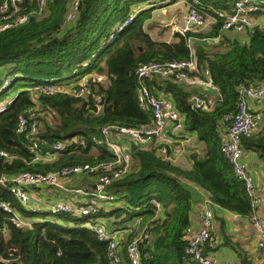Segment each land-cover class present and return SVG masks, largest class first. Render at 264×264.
I'll return each instance as SVG.
<instances>
[{
  "label": "trees",
  "instance_id": "1",
  "mask_svg": "<svg viewBox=\"0 0 264 264\" xmlns=\"http://www.w3.org/2000/svg\"><path fill=\"white\" fill-rule=\"evenodd\" d=\"M136 1L79 0L74 18L69 19L66 12L71 0H48L45 16H30L25 24L0 32V67L10 66L0 83V94L20 85L0 112V150L10 156L7 160L0 156V174L5 178L24 171L47 174L73 165L113 162L101 128L151 123V114L137 101L136 69L152 61L164 64L194 58L196 69L182 71L187 79H178L174 72L165 77L153 76L143 83L154 95L165 96L173 103L182 116L183 132L194 134L201 148L189 155L191 166L185 169L161 158L156 147L139 145L132 151L129 146L130 169L106 187L107 193L114 196L111 205L104 203L111 209L106 212L103 207L96 208L95 213L81 218L58 213V218L71 220L74 225L43 219L33 221L30 229L17 227L10 220L11 213L0 208L2 259L19 257L21 264H111L109 240L98 239L96 232L83 224L111 216L115 229H127L125 223L137 219L122 242L121 264H129L125 247L142 229L149 233L139 244L145 264H194L185 254L193 201L180 183L182 179L206 191L214 205L239 216H251L253 209L245 186L234 175L223 146L230 116L237 110L239 85L264 83V4L253 13L256 25L242 32L245 40L235 39L236 44L233 37L224 34V17L217 16V12L231 13L237 0H195L197 10L213 18V23L203 31L175 32L174 42L154 40L143 28V20L135 23L148 10L141 11L131 25L107 42L111 28L129 14ZM35 7L33 3L30 8ZM218 35L220 40L216 42L202 40ZM202 69L208 70L207 77ZM92 71L103 81L91 77ZM81 79L83 82H79ZM189 79L205 86L215 85L218 98L210 101V109L192 103L194 96L208 98ZM53 84L65 89L45 90L46 85ZM31 87L36 90L31 91ZM82 87L87 93L76 96ZM101 96L97 108L95 103ZM42 113L51 118L47 120ZM252 115L261 119V126L255 118L251 134L241 140L242 152H253L264 162V110H253ZM19 116L28 123L30 117L38 118L40 153L53 142L69 138L73 143L63 147L52 162H34L32 137L17 130ZM1 202L15 209L19 206L9 187L0 184ZM21 212L32 217L40 215Z\"/></svg>",
  "mask_w": 264,
  "mask_h": 264
},
{
  "label": "built area",
  "instance_id": "2",
  "mask_svg": "<svg viewBox=\"0 0 264 264\" xmlns=\"http://www.w3.org/2000/svg\"><path fill=\"white\" fill-rule=\"evenodd\" d=\"M47 1L4 0L0 6V32L10 27L25 24L30 16H45L48 13ZM143 1L146 2L143 7L139 5L122 22L116 25L117 31H122L130 25L134 14L142 8L158 7L163 4L171 5L178 2H183L187 6L182 18V27L178 30L179 33L183 34L185 31L197 30L203 31L206 27L204 14L195 7L197 5V1L195 0H191L190 3L188 0ZM78 2L79 0H71L66 12L69 19L74 18L73 13ZM33 3H36V7L30 8ZM261 4H264V0H237L231 13L218 11L217 16L224 17L222 30L242 33L246 29L256 25L257 20L253 18V13L259 11ZM211 19L213 20V18ZM112 38L113 35H110L109 39ZM202 40L216 42L220 40V35ZM195 69L196 64L192 56L186 61L164 64L152 61L139 66L136 69V77L138 79L136 97L139 106L151 114V123L140 127L107 125L101 128L106 148L114 156V161L100 162L96 165H73L47 174L24 171L8 178L0 175V184L4 187H9L10 193L19 205L15 209L5 202H1L0 208L11 213L10 220L15 226L29 229L32 228L33 221H42L46 218L32 217L23 214L21 211L42 212L43 214H46V212L53 214L64 213L76 218L95 213L96 208L100 209L104 207L103 205L114 200V196L107 193L106 187L122 178L130 169L131 156L128 150L130 142L135 143L137 146L156 147L157 154L161 158L175 164L174 155L180 154V150L176 148L177 153H173L171 145L174 144L173 139L175 142H178L176 138L179 136L178 139H182V135L186 134L183 132L182 116L169 99L165 96L154 95L143 81L153 76L165 77L174 72H176L178 79H187L188 77L182 71L187 70L190 72ZM202 71L204 76L207 77L209 74L208 70L202 69ZM95 78L97 81H103L102 76L97 75ZM192 81V79H189V83H192ZM207 84L212 85V83ZM2 87L1 85L0 89H3ZM53 88L55 87L52 85H46L45 90L53 91ZM59 88H62V86ZM86 93L85 87H82L75 95L83 96ZM98 101L100 99L95 103L97 108ZM191 101L197 108L206 110L212 107L209 99L204 97L194 96ZM4 107L0 108V112ZM256 108L264 109V83L239 85L237 110L234 115L230 116L231 122L226 130L223 154L230 163L234 175L241 179L245 186L249 203L253 209L248 221L253 228L255 247L259 251L260 261L264 262V216L261 214L263 198L258 192L254 179L247 172L242 162L241 147V140L248 137L254 129L255 117L252 115V111ZM38 127V118L30 117L28 123L25 117H18L17 130L19 132L26 131L27 135L32 137L31 149L33 150L34 156L32 160L34 162H52L63 147L73 143V140L69 138L62 142H53L49 146V149L44 153H40L37 148L38 140L36 138L40 129ZM76 139L77 137L74 141ZM0 156L5 160L10 158L8 153L2 150H0ZM85 179L89 180V187L79 186V183ZM69 182L70 184H68ZM44 187L51 188L55 192L51 196V199L48 200L51 206L42 207L43 204L41 203L44 202L41 200L42 197H35L33 195V191L36 188ZM61 193H65L66 195L64 196ZM150 202L157 210L160 209L159 204L154 200H150ZM200 205V227L197 231L188 235L185 254L194 264H217L216 261L205 253V244L210 238L212 230L214 204L208 198H203ZM83 224L91 227L96 232L98 239L109 240L108 250L111 264H121L119 241H116V237L111 229L105 228L102 222H100V218H97L95 223L85 222ZM148 237V231L142 229L126 245L124 253L129 264H145L141 257L139 244Z\"/></svg>",
  "mask_w": 264,
  "mask_h": 264
},
{
  "label": "crops",
  "instance_id": "3",
  "mask_svg": "<svg viewBox=\"0 0 264 264\" xmlns=\"http://www.w3.org/2000/svg\"><path fill=\"white\" fill-rule=\"evenodd\" d=\"M181 5V4H179ZM136 6V5H135ZM134 6V7H135ZM176 6L175 4L158 6L156 8L150 9L149 13L151 14V10L158 11H166L169 8ZM183 6V5H182ZM185 7V4H184ZM178 8V6L176 7ZM132 9V8H131ZM184 14V13H183ZM183 15L181 16V19ZM182 23V20H181ZM228 36L233 37L235 40H245L244 34L236 33L234 31H226ZM165 42H172L161 40ZM176 41V39L174 40ZM173 41V42H174ZM194 87L198 88L202 95L206 96L208 99L215 101L218 98L217 89L210 88L206 83V86L194 81ZM106 84V83H105ZM254 111L259 112L264 109L256 108ZM260 115V114H258ZM258 121V117H255ZM261 119L258 124L261 126ZM179 137V136H178ZM178 142H175L173 139V143L171 145V149L173 153H177L176 148L180 150V154L174 155V163L182 168L189 169L191 166V162L189 160V155L194 152L197 148H201V144H199L194 134L186 133L182 135V139H178ZM132 144V142H130ZM242 162L250 174V176L254 179L255 185L258 189L259 194L263 198V204L261 206V214L264 216V162L253 152H242ZM182 186L188 190L191 195L193 201V209L190 217V226L188 228V237L189 234L197 231L200 227V207L201 200L203 198H208L206 191L200 188L195 183L182 179L180 181ZM77 184V183H76ZM68 185V184H67ZM47 194H51L48 196ZM55 192L48 187L44 188H36L33 191V195L35 197H42L43 199H51V196L54 195ZM64 196L65 193H61ZM139 218V217H138ZM113 218L108 219H100V222L105 226V228H109L115 235L116 241H119L118 245L120 246V254L123 253L121 250L122 242L127 235V229L129 227L134 226V221H130L125 223V227L113 228L112 225ZM107 224V225H106ZM217 264H261L260 255L258 249L255 247L254 242V233L251 224L248 221V218L245 216H235V214L228 212L216 205H214V217L212 222V230H211V238L207 245L206 252Z\"/></svg>",
  "mask_w": 264,
  "mask_h": 264
},
{
  "label": "rangeland",
  "instance_id": "4",
  "mask_svg": "<svg viewBox=\"0 0 264 264\" xmlns=\"http://www.w3.org/2000/svg\"><path fill=\"white\" fill-rule=\"evenodd\" d=\"M144 3H146L143 0H137L134 5L135 8H137L139 5H141L142 7L144 6ZM181 4V5H179ZM176 6L169 8V10L166 11H158L157 10H151V14L147 11L143 12L138 19L135 21L136 24L139 23L140 20H143V28L146 29L149 32V35L152 39L154 40H166V41H174L176 38L174 37L175 32H177L181 27H182V23H181V16L183 15V13H185V10L187 8L186 4L184 7V3L183 2H178L175 3ZM183 5V6H182ZM178 6V8H176ZM213 23V20L206 16L205 17V24L206 27L205 29H209V27L211 26V24ZM111 30H113V28H111ZM226 31H224L225 34ZM227 34V33H226ZM192 46H194L192 44V42H190L189 47L192 49ZM8 64L1 66L0 67V83L3 82V80H5L3 77L6 74V70H7ZM90 75H92L91 77H96L97 74H95V71L90 72ZM93 77V78H94ZM83 80L85 78H82ZM81 79V81L79 82H83V80ZM74 80V79H73ZM16 82H20V81H16ZM74 83V82H73ZM56 89L61 87L60 85H52ZM20 88L19 84H16L15 87H9L7 88V90L5 91V93H1L0 94V108L2 109L5 105H7V103L9 102L10 98L13 97V95L17 92V90ZM62 88H64L62 86ZM31 91L36 90V87H31L30 88ZM42 116H44L47 120H49L51 117L49 114H44L42 113ZM83 183L85 184V186H87L89 184V180H83L79 183V186H82ZM70 184V182L68 183ZM84 186V187H85ZM83 187V186H82ZM48 196H50L51 194H47ZM49 199H43V206L42 207H47L51 206V204L48 203ZM38 216L39 218H46L50 221H55V222H60L62 225H65V222L63 219L58 218V215L53 214V213H47V214H41ZM102 218H104L102 216ZM97 220V219H96ZM71 221V220H69Z\"/></svg>",
  "mask_w": 264,
  "mask_h": 264
},
{
  "label": "clouds",
  "instance_id": "5",
  "mask_svg": "<svg viewBox=\"0 0 264 264\" xmlns=\"http://www.w3.org/2000/svg\"><path fill=\"white\" fill-rule=\"evenodd\" d=\"M134 6H135V5L133 4V5H132V9H130L129 14L135 9ZM153 8H156V7H152V8H150V9H153ZM143 10H148V11H149V8H142L141 10H139L138 12H136V13L134 14V16H133V20H134L135 17H136L141 11H143ZM129 14H128V15H129ZM128 15H127V16H128ZM127 16H126V17H127ZM126 17H125V18H126ZM125 18H124V19H125ZM124 19H123V20H124ZM123 20H122V21H123ZM122 21H121V22H122ZM132 22H133V21H132ZM118 23H120V22H118ZM118 23H116V24L113 26V30H110V34H109V36H108V38H107V40H106L107 42H111V41H113V39H114V38L109 39L110 35L115 36L116 34H118V33H120V32L123 31V30H122V31H117V30H116V25H117ZM131 24H132V23H131ZM131 24H130V25H131ZM128 26H129V25H128ZM128 26H127V27H128ZM127 27H126V28H127ZM126 28H125V29H126ZM177 32H178V31H177ZM178 33H179V32H178ZM208 87L216 89V87H215L214 84H212V85H210V86H208ZM10 101H11V99L9 100V102L7 103V105L10 103ZM209 101H212V100L209 99ZM2 111H3V110H2ZM137 147H138V146H137ZM107 205H111V204H110V203H107ZM107 205H103V206H104V207H103V210L106 211V210L111 209L110 207H107ZM106 212H108V211H106ZM46 214H47V213H46ZM59 214H62V213H59ZM59 214H56V215H59ZM67 215H69V214H67ZM69 216H70V215H69ZM70 217H71V218H76V217H72V216H70ZM98 218H100V219H104V218H105V219H108V218H112V217L110 216V217H104V218H102V217H98ZM49 221H50V220H49ZM52 222H53V221H52ZM64 222H65V225H68V226H69V225H74V223H73L72 221H65V220H64ZM60 224H61V223H60Z\"/></svg>",
  "mask_w": 264,
  "mask_h": 264
},
{
  "label": "water",
  "instance_id": "6",
  "mask_svg": "<svg viewBox=\"0 0 264 264\" xmlns=\"http://www.w3.org/2000/svg\"><path fill=\"white\" fill-rule=\"evenodd\" d=\"M234 43L236 44L237 41L234 40ZM102 100H103V97L101 96V97H100V102H102ZM130 146H131V150H132V151L136 150V148H137V145H136L135 143L130 144ZM0 175H1V174H0ZM0 263H16V264H21L19 257L16 258V259H11V260H5V259H2V258L0 257Z\"/></svg>",
  "mask_w": 264,
  "mask_h": 264
}]
</instances>
